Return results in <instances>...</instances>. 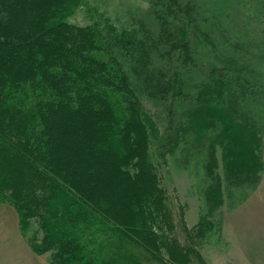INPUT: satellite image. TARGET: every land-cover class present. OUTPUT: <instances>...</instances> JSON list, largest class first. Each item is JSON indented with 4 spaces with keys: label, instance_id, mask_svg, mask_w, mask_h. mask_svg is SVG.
Returning a JSON list of instances; mask_svg holds the SVG:
<instances>
[{
    "label": "trees",
    "instance_id": "16d2710c",
    "mask_svg": "<svg viewBox=\"0 0 264 264\" xmlns=\"http://www.w3.org/2000/svg\"><path fill=\"white\" fill-rule=\"evenodd\" d=\"M234 1L151 0L118 27L71 22L84 0H0V203L50 264L207 263L197 239L263 169L264 0L238 30ZM196 112L209 182L181 241L160 166Z\"/></svg>",
    "mask_w": 264,
    "mask_h": 264
},
{
    "label": "rangeland",
    "instance_id": "374dc122",
    "mask_svg": "<svg viewBox=\"0 0 264 264\" xmlns=\"http://www.w3.org/2000/svg\"><path fill=\"white\" fill-rule=\"evenodd\" d=\"M150 1L84 0V4L73 12L69 20L78 24L107 20L121 27L139 15L141 18L150 8ZM247 3V0H240L227 6L226 12L230 17L228 25L232 30H238L236 20L245 14L243 8ZM236 11H240L241 15H236ZM226 35L233 37L231 30ZM146 105L151 111H156L151 104ZM196 114H193L189 126L184 124L188 129L181 131L180 147L168 155L165 165L160 166L161 183L166 188L181 241L187 240L183 226H195L205 211L204 191L209 182L203 166L204 156H198L195 152L194 142L198 143L199 139L187 134L192 126L197 129L200 125L201 115ZM162 116L166 122V112ZM216 212L218 222L214 230L207 239H197V247L206 264H259L261 256V264H264V161L258 183L232 190ZM32 233L29 230V234ZM0 264H50L49 251L38 254L31 249L20 229L15 209L5 202L0 203Z\"/></svg>",
    "mask_w": 264,
    "mask_h": 264
},
{
    "label": "crops",
    "instance_id": "0c3cea01",
    "mask_svg": "<svg viewBox=\"0 0 264 264\" xmlns=\"http://www.w3.org/2000/svg\"><path fill=\"white\" fill-rule=\"evenodd\" d=\"M264 154V153H263ZM263 161H264V156H263ZM261 182H263V178H262V181ZM261 185H262V183H261ZM260 186V185H259ZM261 256V255H260ZM261 259H262V256H261V258H259L258 259V262H259V264H261ZM263 261H264V254H263Z\"/></svg>",
    "mask_w": 264,
    "mask_h": 264
}]
</instances>
